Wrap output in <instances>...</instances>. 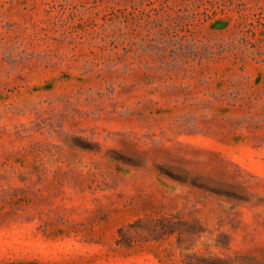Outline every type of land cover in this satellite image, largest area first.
Returning a JSON list of instances; mask_svg holds the SVG:
<instances>
[{
	"label": "rangeland",
	"instance_id": "374dc122",
	"mask_svg": "<svg viewBox=\"0 0 264 264\" xmlns=\"http://www.w3.org/2000/svg\"><path fill=\"white\" fill-rule=\"evenodd\" d=\"M0 264H264V0H0Z\"/></svg>",
	"mask_w": 264,
	"mask_h": 264
}]
</instances>
